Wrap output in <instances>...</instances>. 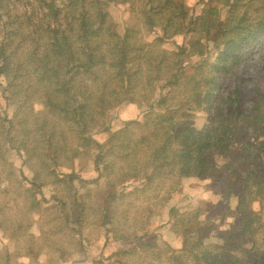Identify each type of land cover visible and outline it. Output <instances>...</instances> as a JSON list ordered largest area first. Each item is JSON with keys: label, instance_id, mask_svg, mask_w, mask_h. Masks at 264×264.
I'll use <instances>...</instances> for the list:
<instances>
[{"label": "trees", "instance_id": "trees-1", "mask_svg": "<svg viewBox=\"0 0 264 264\" xmlns=\"http://www.w3.org/2000/svg\"><path fill=\"white\" fill-rule=\"evenodd\" d=\"M133 1L0 0V76L13 107L11 119L0 116V194L9 197V182H17L30 211L40 202L32 187L58 183L67 189L80 177L50 168L48 161L81 156L97 173L101 225L116 242L113 206L124 196L167 174L210 177L221 185L225 215L233 221L214 230L200 207L182 213L175 226L180 248L166 242L152 247L134 236L124 251L129 264H264V92L254 86L250 103L244 97V84L252 80L248 48L264 44V0H198V12L189 0H140L143 23L157 27L163 40L172 37L170 49L147 47L134 26L117 30L109 4L132 10ZM211 49V62H192ZM257 71L264 78L262 55ZM124 102L149 113L110 129L109 113ZM201 109L205 120L197 127L192 118ZM135 127L143 131L137 137L130 134ZM66 131L76 146L61 137ZM104 131V139L96 136ZM11 147L31 169L28 187L11 171ZM218 155L220 162L213 160ZM88 191L70 196V206L76 208ZM66 204L60 198L54 206L58 227L74 219L81 228L86 205L68 214ZM22 224L0 228L20 230ZM140 252L145 259L137 263L132 256Z\"/></svg>", "mask_w": 264, "mask_h": 264}, {"label": "rangeland", "instance_id": "rangeland-1", "mask_svg": "<svg viewBox=\"0 0 264 264\" xmlns=\"http://www.w3.org/2000/svg\"><path fill=\"white\" fill-rule=\"evenodd\" d=\"M132 3V10H127L126 4L119 2L109 4L108 10L111 19L116 23L117 30L122 32L125 25L134 26L138 28V36H140L141 42L147 47L166 49L175 47L172 37L163 40L164 38H159L160 32L157 31V27L151 28L143 23L140 0H134ZM187 6L194 12H198L201 2L189 0ZM160 31L165 34L161 27ZM133 34L137 35L134 29ZM253 43L251 42V44ZM251 48H248L250 55H247L248 58L245 61L246 74L252 76V80L245 77L247 81L244 84V97L247 104L250 103L249 98L256 93L254 86L258 87L259 92H264V78H259V71L254 72L256 69L259 70L260 55L264 56V44H253ZM213 55L211 49L201 58L193 57L192 62L197 60L211 62L214 58ZM248 66L249 70H247ZM3 86L4 81L0 76V116L11 119L13 107L6 103L3 96L6 92L2 91ZM148 113L135 102H124L109 113L106 125L110 129H117L125 121L142 118ZM203 113V110L197 111L192 118V123L195 126L199 127L204 122ZM98 132L96 136L104 139L105 131L103 133ZM141 132H143L141 129L135 127L130 131V134L137 137ZM61 137H65L69 146H76L77 143L73 142V136L70 132L66 131ZM7 158L12 162L10 167L15 179L28 187L31 179L30 167L13 147L8 150ZM61 160L63 159H59V162L49 160L48 165L50 168L57 165L59 172L75 171L80 177L75 179L74 186L67 187V189H64L63 184L58 183L32 187L36 192V197L40 198L39 206L28 211L29 202H26L24 198L23 187L15 181L9 182L11 183L9 197L5 199L6 196L0 194V223H3L5 227V224L14 222L22 224L24 222L23 228L20 230L0 228V264H129V257L124 254V251L131 247L130 242L134 236H140L139 242L149 244L152 247L158 246L159 242H166L174 249L180 248L181 234L175 226L178 216L182 213L200 207V216L203 219L213 220L212 227L214 230H219L233 221L230 215H225L227 201L221 196L219 183L210 177L205 179L197 177L177 179L171 174H167L162 179H154L152 184L147 188L144 186L138 193L124 196L123 200L113 206L118 221L116 223L118 226L116 230L117 241L113 242V233H109L108 227L101 225V217H99L96 206L101 193L96 188L97 180L94 181L97 177L96 171L81 156L70 163H62ZM213 160L221 161L219 155ZM81 164L83 167H80ZM6 184L7 181H4L3 185ZM100 187H102L101 184ZM88 189V195L82 196V201L76 207L80 209L86 205V208L84 206L86 214L82 219L83 226L77 227L72 222L74 219H69L66 227L59 228L60 219L57 217L54 207L58 204L59 199L67 200L64 210L71 214L75 212L76 208L70 206L72 204L70 196L77 197V195L86 193ZM9 198H14V201L9 200ZM203 200L207 202L204 203ZM13 202L15 206L11 210L10 206L13 205ZM229 204L233 207L234 199L230 200ZM90 207L91 210H89ZM29 220H33V222ZM27 225L29 226L27 227ZM71 228H76L75 232H72ZM132 257L137 263L143 262L145 259L141 252Z\"/></svg>", "mask_w": 264, "mask_h": 264}]
</instances>
